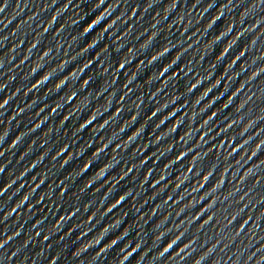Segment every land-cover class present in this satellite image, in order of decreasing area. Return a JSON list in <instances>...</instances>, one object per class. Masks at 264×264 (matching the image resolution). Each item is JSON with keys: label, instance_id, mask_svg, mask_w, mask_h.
<instances>
[{"label": "snow or ice", "instance_id": "snow-or-ice-1", "mask_svg": "<svg viewBox=\"0 0 264 264\" xmlns=\"http://www.w3.org/2000/svg\"><path fill=\"white\" fill-rule=\"evenodd\" d=\"M4 2V0H0V4H2ZM0 10H2V9H0ZM169 247H171V246H169ZM167 251V250H166Z\"/></svg>", "mask_w": 264, "mask_h": 264}]
</instances>
